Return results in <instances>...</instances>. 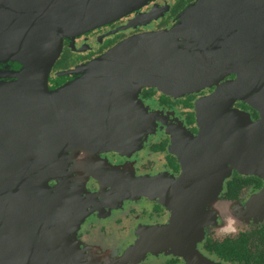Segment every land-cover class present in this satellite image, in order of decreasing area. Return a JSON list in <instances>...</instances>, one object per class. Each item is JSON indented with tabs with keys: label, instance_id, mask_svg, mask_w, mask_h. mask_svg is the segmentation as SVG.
<instances>
[{
	"label": "water",
	"instance_id": "1",
	"mask_svg": "<svg viewBox=\"0 0 264 264\" xmlns=\"http://www.w3.org/2000/svg\"><path fill=\"white\" fill-rule=\"evenodd\" d=\"M149 1L0 0V64L12 66L0 68V264H26L30 257L46 264L62 262L46 234L53 228L46 227L44 218L51 202L59 208L63 189L58 185L56 192L49 183L69 181L67 154L77 142H93L91 121L98 119L93 102L79 103L74 79L50 89V73L64 40L73 41ZM229 24L256 29L257 67L252 74L247 67L245 80L254 83V100L261 106L262 118L252 123L241 113L223 115L212 110L219 101L218 92L199 101L201 131L184 151L185 171L179 179L184 184H198L182 189L185 204L197 215V224L199 215H208L205 200L218 196L233 167L251 171L255 148L264 141V0H195L179 14L172 29L135 35L103 54L97 74L88 78L89 87H107L108 72L120 71L125 72L124 80L129 81L125 86L130 88L142 75V81L150 85L165 83L170 88L172 81L180 85L188 79L187 84H181L183 89H200L222 77L227 68L223 63L230 71L238 64L234 59L236 42L228 45L227 60L214 49ZM211 110L217 114L216 121L208 117ZM129 117L136 119L134 109H129ZM239 125L248 127L247 134L240 132ZM83 127L89 130L86 135ZM133 127L129 126L130 135ZM133 143L131 138L128 144ZM243 211L247 217L264 219V189L248 200ZM59 213L54 211L51 221L55 222ZM201 232L196 230L193 239L178 238L177 246L186 252L193 241L195 248ZM136 243L131 251L156 247V243L142 240ZM167 243L176 245L175 240ZM128 263L124 257L114 264Z\"/></svg>",
	"mask_w": 264,
	"mask_h": 264
},
{
	"label": "flooded vegetation",
	"instance_id": "2",
	"mask_svg": "<svg viewBox=\"0 0 264 264\" xmlns=\"http://www.w3.org/2000/svg\"><path fill=\"white\" fill-rule=\"evenodd\" d=\"M194 1L151 0L111 23L77 35L73 41L64 40L62 53L50 73V89L74 79L79 103L93 102L98 119L91 121L93 142H77L67 154L69 181L49 183L54 191L59 185L63 189L60 195L64 196L58 201V209L51 202L44 218L46 227L53 228L46 234L62 260L59 264H114L131 244L140 240L156 243L157 248L143 249L148 252L136 264H264L242 261L240 253L230 246L243 233H255L264 225V221L243 215L248 200L264 189V141L255 148L251 171L233 167L218 196L205 200L208 215H199L198 224L182 191L185 185L193 188L198 184L179 182L185 171L184 151L201 131L199 101L209 100L218 92L219 101L212 110L216 108L223 115L241 113L252 123L262 118L261 106L254 100V83L245 80L247 67L251 74L257 67L256 29L246 24L226 27L214 49L227 60L226 49L236 42L234 59L238 64L230 71L223 63L227 68L222 77L200 89H183L181 84H187L188 79L180 85L174 80L170 88L165 83L150 85L142 81V75L130 88L125 86L129 85L124 80L125 72L120 71L108 72L107 87H89L88 78L97 74L101 65L97 62L103 54L135 35L172 29L179 14ZM10 67L0 64L3 69ZM71 70L76 71L68 73ZM130 108L136 119L129 117ZM212 110L208 117L216 121L217 114ZM99 124L108 126L98 128ZM130 125H134L131 135ZM239 130L247 134L248 127L239 125ZM88 131L82 128L85 135ZM131 138L134 143L129 146ZM112 143L115 145L110 146ZM230 181L235 182L236 197L229 193ZM227 202L233 219L218 209ZM57 210L60 213L55 223L50 217ZM231 223L236 230L225 229ZM196 230L205 233L197 241L198 247L195 250L191 241L192 247L183 252L177 246L178 238L193 239ZM171 240L176 245L167 243ZM26 264L46 263L34 262L30 257Z\"/></svg>",
	"mask_w": 264,
	"mask_h": 264
},
{
	"label": "trees",
	"instance_id": "3",
	"mask_svg": "<svg viewBox=\"0 0 264 264\" xmlns=\"http://www.w3.org/2000/svg\"><path fill=\"white\" fill-rule=\"evenodd\" d=\"M229 193L236 197L238 194L233 190L234 181H230ZM216 246V245H215ZM232 249L240 253L241 260L251 263H264V225L258 227L255 233H243L240 240L230 245Z\"/></svg>",
	"mask_w": 264,
	"mask_h": 264
},
{
	"label": "rangeland",
	"instance_id": "4",
	"mask_svg": "<svg viewBox=\"0 0 264 264\" xmlns=\"http://www.w3.org/2000/svg\"><path fill=\"white\" fill-rule=\"evenodd\" d=\"M252 198V197H251ZM250 200V199H249ZM229 205H230V203L229 202H227V204H223L222 206H220L218 209H220V210H225L227 213H228V216H231V218L233 219L234 218V214L230 211V209L228 208L229 207ZM226 209H225V208ZM243 213H244V211H243ZM243 215H245V214H243ZM245 217V216H244ZM247 217V216H246ZM252 217V216H251ZM257 217H259V216H257ZM249 218V217H248ZM255 218V217H254ZM260 218V217H259ZM255 219H257V218H255ZM259 222H263L264 221V219H261L260 218V220L259 219H257ZM225 229H227L228 231H230V230H236L235 229V227H234V225L231 223L230 225H225ZM203 233H201V235L203 236L205 233H204V230L202 231ZM202 240V239H201ZM136 242H138V241H136ZM133 243V244H131L126 250H125V252L119 257V258H116L115 260H119V261H121L124 257H127L128 258V260H129V264H136L137 262H138V260L141 258V257H143V256H145L146 255V253L148 252H143V248H141L139 251H136V250H134V251H131L132 250V247L134 246V245H136L137 243ZM162 247V246H161ZM160 247V248H161ZM198 247V244H195V250H196V248ZM157 248V247H156ZM154 248H152V249H150L149 251H151V250H153ZM114 260V261H115Z\"/></svg>",
	"mask_w": 264,
	"mask_h": 264
}]
</instances>
